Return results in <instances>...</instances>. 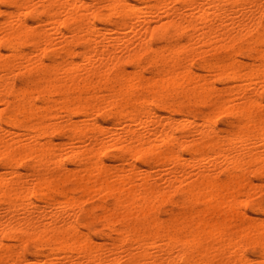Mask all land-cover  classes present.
I'll return each instance as SVG.
<instances>
[{
  "label": "bare ground",
  "instance_id": "6f19581e",
  "mask_svg": "<svg viewBox=\"0 0 264 264\" xmlns=\"http://www.w3.org/2000/svg\"><path fill=\"white\" fill-rule=\"evenodd\" d=\"M0 1V264H264L245 210L264 191V0ZM240 38L242 59L204 58ZM201 103L214 111L177 117Z\"/></svg>",
  "mask_w": 264,
  "mask_h": 264
},
{
  "label": "rangeland",
  "instance_id": "374dc122",
  "mask_svg": "<svg viewBox=\"0 0 264 264\" xmlns=\"http://www.w3.org/2000/svg\"><path fill=\"white\" fill-rule=\"evenodd\" d=\"M0 7L3 8V9H7V5L5 3L1 2V1H0ZM248 42H249L248 38L237 39V41H235V43L233 44V46L229 50H227V51H223L222 50V51H218V52L213 53V54H206L204 56V58L209 60V62L212 61L211 63H213L217 58H220V57L230 53L233 56H235L236 58L242 59L244 53L245 52L247 53L248 50H249ZM153 43L157 46V45H161L162 41H160L157 38H154L153 39ZM77 48L80 49L79 46ZM25 49H29V47H25ZM79 49H77V50H79ZM2 51L5 52L6 50L4 48H2ZM75 56H76V59H78V54L75 55ZM245 60L251 61L250 58H246ZM201 61H202V57H200V56L194 57V59L192 61V65L194 67L193 69L195 71L200 72V73L201 72L204 73L205 71L202 70V68H201ZM146 72H147L146 74H148L149 70H147ZM21 83H22V79L17 77L15 79V84L17 86L18 85L20 86ZM241 83H243V82H241ZM217 85L222 87L224 85V83L217 82ZM213 109H214V107H213V104H211V103H208V105H207V103L191 104L189 107H186L181 112H179V114H177V117H182L183 114L186 113V114H195L200 119L203 115H205V114H207L209 112H213L214 111ZM160 114L167 115L168 111L161 110ZM78 118L79 117H75L76 120ZM97 119L99 121L105 122L106 124H109L111 122L110 118L105 119L103 117V114H101V113H99L97 115ZM214 121H215L216 128L217 129L220 128L219 130L222 133H226V132L234 129L235 124H236V120L231 115L217 114V116H216V114H215ZM192 129H193V127L190 128L191 131H192ZM55 140H57L58 142H59V140L60 141L61 140L62 141L66 140V136L64 134H60V135L55 137ZM109 162H111V161L109 160ZM140 165L143 166L144 168L147 167L146 162L140 163ZM68 166L72 167V164L70 162H68ZM161 181L162 180H159V182H161ZM256 182H258V181H256ZM177 194L174 195L173 201H163L161 203L159 202L158 203L159 206L156 204L157 207H155V213H156V215L159 218H161L163 220H167V218L168 219L172 218L173 216H175L177 214V212L179 210V206L176 203V201L179 199V194L178 195ZM252 197L253 198H250L248 200V202H250V204L247 203V206L245 207L246 213L249 216H251V217L256 216L254 218L264 219L263 218L264 217V191L256 192ZM107 200H108V202H111L112 198L109 197V199H107ZM251 200L253 202H251ZM92 203H93L92 201H88L86 203V206H88V205L91 206ZM255 204H257V207L255 206ZM259 208L260 209L262 208V209L260 210ZM77 219H79V221L82 223L81 229L83 231H85L91 238H93V241L95 243H104V242H106L105 240H107V231L108 230L103 225V221H101L99 219H96L94 217L87 218L84 221V219L82 218V215H78ZM23 248H24V252L27 254V256L32 257V255H34L36 252L39 251L40 247L38 245H36L34 242H32V241H27V242H25L23 244ZM111 248H112L113 251H116V246L112 245ZM42 249L46 250L44 248H42ZM246 253H247V255H249L252 258H256L260 254V249L258 247H254V246L248 245L246 247ZM121 256L122 255L119 254V256H118L119 258L117 259L115 264H127L125 258L121 257ZM186 264H191V263H186Z\"/></svg>",
  "mask_w": 264,
  "mask_h": 264
}]
</instances>
